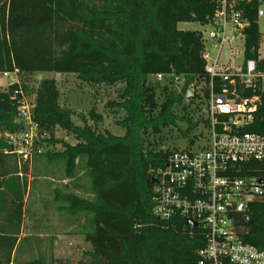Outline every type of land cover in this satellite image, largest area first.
Instances as JSON below:
<instances>
[{"label": "trees", "instance_id": "trees-1", "mask_svg": "<svg viewBox=\"0 0 264 264\" xmlns=\"http://www.w3.org/2000/svg\"><path fill=\"white\" fill-rule=\"evenodd\" d=\"M237 1L250 21L245 59L256 60L260 0ZM217 9L214 0H0V74L71 73L88 84H125L120 103L126 113L123 136L75 125V112L59 103L54 79L42 80L36 92L32 116L39 132L57 143L55 131L61 129L77 141L64 143V151L45 153L47 160L64 162L70 180L80 163L93 195L89 200L56 191L55 200L64 203L60 210L86 217L88 231L83 236L91 251L86 253L88 260L78 264H198V250L204 247L202 230L195 229L191 236L185 221H163L153 215L152 180L156 171L166 167L171 152L148 148L144 134L176 124L173 110L185 100L172 85L181 79L194 88L189 102L199 101L196 111H202L209 97L202 35L180 30L179 24L206 26ZM261 67L264 70V60ZM157 75L163 76L164 84L149 81ZM22 88L28 90L21 84L0 90V264L13 263L25 216L24 179L33 161L41 157L23 163L3 137L19 133L22 127L17 104ZM199 116L196 124L189 115L180 118L189 126L182 137L199 124L205 128V116ZM90 117L95 123L101 121L94 111ZM244 132L264 136V93ZM242 174L264 179V162L249 164ZM247 215L251 225L236 217L238 234L260 247L264 193L250 204ZM28 264L47 263L38 259Z\"/></svg>", "mask_w": 264, "mask_h": 264}, {"label": "built area", "instance_id": "built-area-1", "mask_svg": "<svg viewBox=\"0 0 264 264\" xmlns=\"http://www.w3.org/2000/svg\"><path fill=\"white\" fill-rule=\"evenodd\" d=\"M214 1L218 9L206 25L210 31L201 33V57L209 77L207 143L196 151H172L166 167L156 171L153 215L163 221H185L191 236L195 229L202 230L204 247L198 250V264H264V239L260 247L245 242L236 224L237 216L250 222L249 206L264 193V184L258 182L263 178L242 174L249 164L264 162V136L244 132L264 93V57L259 50L258 59H245V31L250 21L237 8L238 1ZM263 16L259 8L257 18ZM16 73L19 71L3 74ZM163 79L156 76L158 82ZM20 95L17 104L22 127L9 144L20 161L32 163L44 153L43 145L32 116L33 103L23 91Z\"/></svg>", "mask_w": 264, "mask_h": 264}, {"label": "rangeland", "instance_id": "rangeland-1", "mask_svg": "<svg viewBox=\"0 0 264 264\" xmlns=\"http://www.w3.org/2000/svg\"><path fill=\"white\" fill-rule=\"evenodd\" d=\"M259 8L264 13V0H260ZM258 28L261 34L260 53L264 56V16L258 19ZM179 29L183 31H199L200 33L210 31V27L201 26L197 23H181ZM211 49V45L207 44ZM54 79L60 93L59 103L64 108H69L75 112L72 121L77 126L88 125L93 129H98L103 133H111L115 136H123L125 130L121 123L126 118V113L120 107L122 102L121 94L125 84L118 83L113 86L105 84H88L80 81L75 74L64 73H16L5 76L0 74V90L6 91L12 86L13 81H18V85L28 86L25 91L22 88L26 99L35 105L36 92L42 80ZM149 81L155 83V78L150 77ZM184 80L179 84H173V89L181 90ZM161 85L164 81L158 82ZM14 85V84H13ZM177 87V88H176ZM179 90V93H180ZM199 90V89H198ZM197 90V91H198ZM190 91L194 93V88L190 86ZM185 100V99H184ZM199 101L190 103L189 100L182 102L173 112L176 115V124L170 126H160L159 132L149 130L144 134L146 146L154 151H182L198 150L207 143L208 131L203 124H199L195 130L188 131L187 137H182L181 132H186L188 124L181 117L189 115L196 124L200 120L199 115L205 116V105L198 114L196 107ZM35 108V106H34ZM186 109V110H184ZM101 116V121L95 123L90 117L91 112ZM83 115L86 121L81 118ZM21 123L20 119L18 120ZM16 134L3 135L4 139L13 143L11 136ZM0 136H2L0 134ZM47 135L40 133V144L43 145L45 153L64 151V143L76 145V139L67 132L57 129L55 139L57 143L50 142ZM16 140V138H15ZM190 140H194L192 149L189 147ZM19 141H16V145ZM189 147V148H188ZM18 149V148H16ZM41 155L33 161L30 173L26 181L24 221L20 240L13 253L12 264H28L38 259H43L47 264H78L82 260H88L87 252L91 251V246L85 242L84 233L88 231L86 217L77 215L76 218L59 208L64 203L57 202L56 191L63 193H74L85 199L93 200L88 178L82 171V165L78 164L77 173L74 180L66 176L65 163L62 161L49 162L46 154Z\"/></svg>", "mask_w": 264, "mask_h": 264}, {"label": "water", "instance_id": "water-1", "mask_svg": "<svg viewBox=\"0 0 264 264\" xmlns=\"http://www.w3.org/2000/svg\"><path fill=\"white\" fill-rule=\"evenodd\" d=\"M180 95L183 97V99L185 100H189L190 98H192L194 96V93L190 91V85H189V82H185L180 90ZM259 184L263 185L264 184V179H260L259 181ZM152 183H156V180L153 179L152 180ZM188 224H191V225H195L191 222H188ZM249 224L251 225L252 224V221L249 222Z\"/></svg>", "mask_w": 264, "mask_h": 264}, {"label": "crops", "instance_id": "crops-1", "mask_svg": "<svg viewBox=\"0 0 264 264\" xmlns=\"http://www.w3.org/2000/svg\"><path fill=\"white\" fill-rule=\"evenodd\" d=\"M261 54V53H260ZM262 56V55H261ZM264 57V56H263ZM21 233H22V230H21ZM21 233H20V235H21ZM18 240H20V238H18Z\"/></svg>", "mask_w": 264, "mask_h": 264}]
</instances>
